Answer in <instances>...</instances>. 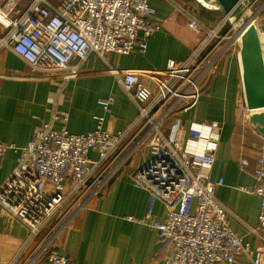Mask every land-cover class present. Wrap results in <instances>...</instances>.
Masks as SVG:
<instances>
[{
    "label": "built area",
    "instance_id": "obj_1",
    "mask_svg": "<svg viewBox=\"0 0 264 264\" xmlns=\"http://www.w3.org/2000/svg\"><path fill=\"white\" fill-rule=\"evenodd\" d=\"M241 1L249 17L260 26L264 0ZM224 24L229 27L226 36L220 38ZM0 27V49H10L24 60L33 72L29 78L65 83L79 76L91 54L106 63L107 53L128 54L134 46L144 50L147 38L159 30L160 22L149 0H0ZM202 28L207 34L200 46L184 61L168 60L161 71L135 72L107 66L106 71L120 81L137 108L128 130H104V117L94 116L93 130L74 134L66 128V114L53 115L49 122L33 128L26 145L0 142V161L7 150L17 154L14 168L0 184V207L29 229L27 242L53 220L46 236L22 264H37L118 166L145 147L148 156L132 171L131 179L149 193V207L157 200L166 210L163 221L148 222L157 232L163 264H236L245 259L261 264L264 249L252 250L242 242L229 226L227 210L215 197L222 180H211L210 172L221 124L191 120L183 125L177 118L197 106L221 58L238 50L241 31L226 15L213 29ZM211 37L220 40L213 44ZM222 40L225 42L219 48ZM141 77L152 80L153 88ZM113 102L112 96L97 100L107 114ZM55 120L61 122L60 127L53 126ZM136 126L130 140L123 143L127 132ZM254 149L255 185L241 189L259 199L258 226L252 232L262 238L264 144ZM91 150L96 158L89 156ZM246 164L242 160L238 166L243 169ZM72 198L73 203L62 211ZM149 220V212L137 219L140 223ZM41 264L73 262L51 251Z\"/></svg>",
    "mask_w": 264,
    "mask_h": 264
},
{
    "label": "crops",
    "instance_id": "obj_2",
    "mask_svg": "<svg viewBox=\"0 0 264 264\" xmlns=\"http://www.w3.org/2000/svg\"><path fill=\"white\" fill-rule=\"evenodd\" d=\"M149 5L155 10L160 28L147 38L144 50L134 46L128 54L107 53L106 63L91 54L82 64L79 76L65 83L58 79L29 78L33 72L27 63L12 50L0 49V142L17 147L26 145L33 128L49 122L53 115L66 114V128L74 134L93 130L94 116L104 117L101 126L104 130L112 133L128 130L137 116V108L120 81L106 71L107 66L135 72L161 71L168 60L184 61L200 46L206 36L202 26L210 29L221 21L217 12L199 5L197 0H149ZM228 27L224 24L222 32ZM260 29L264 33V10ZM140 80L153 88L152 80L146 77ZM207 84L197 106L177 118L183 125L191 120L221 124L210 172L211 180H222L215 189V197L227 210L229 226L242 242L249 244L252 250L264 249V234L261 238L252 232L258 226L259 199L254 193L241 189H252L255 185L254 147L264 144V137L249 122V112L243 108L236 54L221 58L217 73ZM108 96L114 98L109 114L97 103L98 98ZM60 125L59 120L53 122L55 128ZM136 129L137 126L127 132L123 143L130 140ZM89 156L96 158L93 150ZM147 156L145 147L126 158L98 193L74 215L61 235L51 242L37 264L51 251L67 256L73 264H163L157 232L148 222L163 221L166 210L157 200L149 207V193L131 179L132 171ZM16 157L14 151L7 150L0 161V184L14 168ZM242 160L247 164L240 169L238 163ZM74 200L69 199L62 211ZM146 212L150 213V220L138 222ZM52 221L27 242L29 229L0 207V264H22L46 236ZM236 264L251 262L245 259ZM261 264H264V253Z\"/></svg>",
    "mask_w": 264,
    "mask_h": 264
},
{
    "label": "water",
    "instance_id": "obj_3",
    "mask_svg": "<svg viewBox=\"0 0 264 264\" xmlns=\"http://www.w3.org/2000/svg\"><path fill=\"white\" fill-rule=\"evenodd\" d=\"M210 8L227 16L240 29L236 59L244 107L249 122L264 137V33L257 21L249 17L244 1L202 0Z\"/></svg>",
    "mask_w": 264,
    "mask_h": 264
},
{
    "label": "rangeland",
    "instance_id": "obj_4",
    "mask_svg": "<svg viewBox=\"0 0 264 264\" xmlns=\"http://www.w3.org/2000/svg\"><path fill=\"white\" fill-rule=\"evenodd\" d=\"M199 5L203 6L201 3H199ZM208 10H211V11H215V12H217L218 17L221 18V19L223 18V16H225L223 13H221V12H219V11H217V10H214V9H208ZM218 12H219V13H218ZM210 27H211L210 29H213V28H214L213 26H210ZM259 27H260V26H259ZM206 34H207V32H206ZM223 36H226V35H225V31H224V32H220V38L223 37ZM211 38H213V41H212L213 44H216V43L220 40V39L217 38V37H211ZM225 40H226V39H225ZM225 40H222V41H221V43H220L219 46H218L219 48H220V46L225 42ZM195 50H196V49H195ZM216 73H217V72H216ZM216 73H215V74H216ZM213 76H214V75L210 76V77H209V80H211V78H213ZM206 84H207V83H206ZM207 85H208V84H207ZM207 85H204V88H203L204 90L206 89ZM243 108H245V107H243Z\"/></svg>",
    "mask_w": 264,
    "mask_h": 264
},
{
    "label": "bare ground",
    "instance_id": "obj_5",
    "mask_svg": "<svg viewBox=\"0 0 264 264\" xmlns=\"http://www.w3.org/2000/svg\"><path fill=\"white\" fill-rule=\"evenodd\" d=\"M199 3H201L203 6H205L206 8H210L209 5L205 4L202 0H197Z\"/></svg>",
    "mask_w": 264,
    "mask_h": 264
},
{
    "label": "trees",
    "instance_id": "obj_6",
    "mask_svg": "<svg viewBox=\"0 0 264 264\" xmlns=\"http://www.w3.org/2000/svg\"><path fill=\"white\" fill-rule=\"evenodd\" d=\"M214 12V11H213Z\"/></svg>",
    "mask_w": 264,
    "mask_h": 264
}]
</instances>
